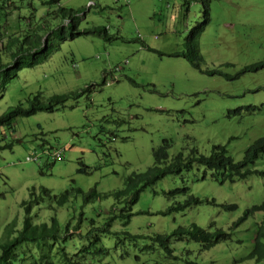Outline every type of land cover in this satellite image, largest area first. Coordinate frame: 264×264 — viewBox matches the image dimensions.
Wrapping results in <instances>:
<instances>
[{"label":"rangeland","instance_id":"1","mask_svg":"<svg viewBox=\"0 0 264 264\" xmlns=\"http://www.w3.org/2000/svg\"><path fill=\"white\" fill-rule=\"evenodd\" d=\"M3 1L11 3L9 17L5 20L0 16L4 44L9 35L21 41L44 38L48 32L42 26L52 30L63 24L48 16L58 7L79 11V31L104 28L112 39L87 35L60 41L50 36L49 49L58 48L50 49L43 63L22 68L4 87L0 114L9 107H26L27 99L37 93L45 99L95 85L89 94L67 101L53 112L18 118L12 133L0 129V139L13 143L10 150H0V244L14 234L10 228L20 230L23 201L29 202L30 220L36 224L55 217L60 229L70 221L71 231L81 219L82 233L90 228L91 220L97 227L102 225L115 204L108 194L122 189L131 173L152 167V151L163 140L170 146L169 159L192 148L208 155L212 145H220L239 161L247 147L264 136V68L236 78L244 65L264 60V0ZM204 18L208 19L207 26L197 41L202 69L220 74L202 73L184 58L172 55L185 50L191 29ZM13 51L21 55L18 47ZM7 53H0L1 63H12ZM239 108V113H231ZM55 152L61 158L54 159ZM80 162L87 167L85 174L78 172ZM249 168L264 169V154ZM182 186L188 187L187 194L165 198L164 192ZM93 187L99 196L92 203L83 204V196L74 192L62 206L53 201L64 191L79 188L86 194ZM43 188L50 197L43 195ZM188 195L204 202L184 212L161 213ZM210 200L215 205L207 202ZM262 203L264 179L260 176L251 174L220 184L210 170L194 166L179 175H168L141 192L127 224L119 219L111 224L113 231L139 238L104 235L100 245L106 252L90 255L88 261L264 264V260L248 257L259 230L264 243V211L254 212L229 230L247 208ZM220 204H234L236 209L228 211ZM114 208L119 211L121 205ZM191 223L209 230L222 229L231 233L230 238L207 251H201L193 241L171 238L169 246L178 258L175 261L150 240L155 234H170L174 228ZM211 223L214 227L210 228ZM53 249L55 252L58 246L53 245Z\"/></svg>","mask_w":264,"mask_h":264},{"label":"trees","instance_id":"2","mask_svg":"<svg viewBox=\"0 0 264 264\" xmlns=\"http://www.w3.org/2000/svg\"><path fill=\"white\" fill-rule=\"evenodd\" d=\"M10 1L0 0V16H3L5 20L11 14L9 9ZM6 6V7H5ZM78 10L58 7L56 12L49 17L58 18L62 21L61 24L56 26L52 30H48L47 26H42L48 33L43 38H38L34 41L28 37L23 41L15 36H7V42L4 44V38L0 32V53L9 51V57L12 63L0 62V96L4 87L10 82V80L17 76V73L22 68H33L47 60L50 54V49L56 50L58 46H53L49 49L48 37L58 38L60 41H64L67 38L74 39L79 36L95 35L103 38V40L109 41L112 39L104 28L92 27L78 30ZM208 19L204 18L198 26L191 29L188 36V42L184 43L185 50L182 53L172 54L174 57L184 58L192 68L209 75L218 74L215 71H205L202 69V59L198 52V38L204 32L207 26ZM13 47L20 49L21 55L18 52L13 51ZM23 56H25L23 58ZM264 68V60L257 61L244 65V67L237 73L236 78L244 73H255ZM220 74V73H219ZM222 75V74H221ZM227 79H233L228 75H223ZM130 83H134L129 80ZM105 81L100 83L104 85ZM95 88L94 84L88 85L86 88L79 91L51 95L47 98H42L40 93L30 96L26 104L27 106H13L8 110L0 114V129L6 133H12L15 131V121L18 118L30 117L37 112H53L57 107L63 106L67 101H76L79 98L89 94ZM154 92V89L151 90ZM246 110H254V107H247ZM241 108L235 112L239 113ZM6 133L3 135L6 136ZM6 138H1L0 150L11 149L13 143L5 142ZM167 140H163L161 144L153 149L152 157L154 160L153 166L146 169L143 172L131 173L126 177L124 181V187L120 190L113 191L108 196L113 197L114 203L111 206L110 216L105 219L104 223L100 226H95L94 220L90 221V227L86 232L82 233L81 219L72 226L70 231L71 222L67 221L63 228L60 229L58 220L55 217H51L48 223L36 224L30 220V205L29 202L23 201L21 207L24 211V217L20 230H14L10 228L11 233H14L12 237L7 238L0 244V264H92L88 261V257L100 256L106 252V248L100 245L101 237L106 235L108 237L124 235L128 239H136L140 236L130 235L128 233L116 232L111 229L113 221L119 219L123 220V224H127L128 220L132 216L131 207L138 201L141 192L147 188L153 186L161 179L168 175H179L183 171H188L194 166H199L211 171V177L218 180L220 184L224 182H235V180L245 179L251 174H255L264 179V169H250L249 166L254 163L262 154H264V136L255 139L244 151L242 158L239 161H234L229 156L223 146L212 145L210 153L208 155L200 154L196 149H190L187 154L182 152L175 154L169 159L167 150L169 149ZM81 168L79 173H86L87 167L79 163ZM188 187L182 186L181 188H175L164 192L166 199L174 198L178 194H187ZM74 192L75 194L82 195L83 204L92 203L99 194L95 187L91 188L86 194L82 190H67L60 194L58 197L54 196L53 201L57 206H62L68 201L69 194ZM42 193L46 197H50L47 189L43 188ZM156 194V193H155ZM31 195L35 193L32 191ZM36 200V197H34ZM204 202L203 200L193 195H188L182 202L174 201V203L162 211L163 215L171 213L184 212L187 208L198 205ZM208 203L215 205L213 200L207 201ZM114 205H121L119 211L114 208ZM222 209L231 211L236 209L234 204L219 205ZM264 211V203L247 208L241 217L233 221L229 230H232L244 222L247 217L254 212ZM159 213V212H158ZM82 214L80 215V217ZM86 227V228H87ZM209 227H214L213 223ZM70 231L68 239L66 234ZM79 231V233H77ZM61 233L63 236H61ZM73 234V235H72ZM231 233L222 229L215 228L213 230L204 229L197 226L195 223H191L188 227L178 226L170 234H155L150 237V240L156 243L166 257L170 260H178L173 254V250L169 246V241L173 238L175 241H193L200 246L201 251H207L217 245L219 242H225L230 238ZM263 237L262 231H257L252 249L248 255L256 261L264 260V243L261 241ZM75 239H78V243H75ZM87 244V245H86ZM53 245L58 246V249L54 252ZM17 249H24L17 251ZM185 264H194L191 261H184Z\"/></svg>","mask_w":264,"mask_h":264},{"label":"built area","instance_id":"3","mask_svg":"<svg viewBox=\"0 0 264 264\" xmlns=\"http://www.w3.org/2000/svg\"><path fill=\"white\" fill-rule=\"evenodd\" d=\"M53 157H54V159H56V158H61V154L60 153H58V152H55V153H53ZM35 159V158H34ZM33 159V160H34ZM32 159L31 158H27V160L26 161H31Z\"/></svg>","mask_w":264,"mask_h":264},{"label":"clouds","instance_id":"4","mask_svg":"<svg viewBox=\"0 0 264 264\" xmlns=\"http://www.w3.org/2000/svg\"><path fill=\"white\" fill-rule=\"evenodd\" d=\"M66 22H64L63 24H65Z\"/></svg>","mask_w":264,"mask_h":264}]
</instances>
